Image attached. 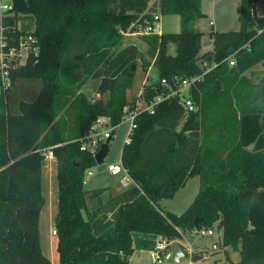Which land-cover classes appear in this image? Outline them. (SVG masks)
I'll return each instance as SVG.
<instances>
[{
	"label": "trees",
	"instance_id": "trees-1",
	"mask_svg": "<svg viewBox=\"0 0 264 264\" xmlns=\"http://www.w3.org/2000/svg\"><path fill=\"white\" fill-rule=\"evenodd\" d=\"M12 1L16 16L5 18V25L21 21L22 33H33L41 51L13 70L12 89L0 102V264H52L39 229L46 161L40 150L51 147L59 264H129L135 251L155 252L159 239L181 241L196 219L198 228L221 231L222 246L240 252L235 264H264V70L256 81L245 76L258 65L264 69L259 0H241L240 29L214 32L213 52L201 57L203 33L194 24L205 17L202 0ZM159 14L179 16L181 31L145 36L147 55L136 44L123 46L127 33L154 25ZM147 57L155 59L159 81L145 86L146 104L170 93L162 80L202 75L208 66L201 60L216 67L189 90L193 112L178 96L138 116L121 156L136 185L107 203L102 213L114 224L95 237L91 224L98 213L90 208L85 183L97 163L81 150L82 139L99 118L116 128L135 109L128 90L139 61L148 69ZM98 80L100 98L90 101L80 91ZM29 88L36 93L30 96ZM68 99L76 111L72 129L64 117ZM194 177L200 191L185 212L160 207ZM201 259L200 253L192 258Z\"/></svg>",
	"mask_w": 264,
	"mask_h": 264
},
{
	"label": "rangeland",
	"instance_id": "rangeland-1",
	"mask_svg": "<svg viewBox=\"0 0 264 264\" xmlns=\"http://www.w3.org/2000/svg\"><path fill=\"white\" fill-rule=\"evenodd\" d=\"M158 0H152L153 2H157ZM203 7L205 12H208V15L204 18L198 20L194 27L198 31H202L203 34V48L201 54H205L208 51L212 50V34L214 32H230V31H238L240 29L239 25V15H240V0H202ZM256 13L259 16H264V0H259L256 4ZM160 15V26L161 30L164 33H179L181 31V19L179 16H163ZM215 21V26H210V21ZM146 28L138 27L135 33H127L125 35L124 45L128 44H138L139 48L142 51H147L148 47L143 46V40L145 36H149L145 34ZM123 45V46H124ZM170 53L172 55H176V47L173 44ZM148 54V52H147ZM149 62H151L150 57L147 58ZM143 67V63L139 61L138 68ZM263 66L258 65L254 70L253 74L249 76V72L245 74L247 78L252 81H256V77L260 76L263 72ZM151 80L157 76L156 68L152 69ZM251 73V72H250ZM145 78V71L142 68L139 69L137 75L134 79V83L131 89L128 90V99L133 103L139 101L140 104H144L142 97L140 98L139 93L141 88L143 87V81ZM147 80L145 81V83ZM99 84V80L92 82L90 81L87 85H85L80 92L86 94L87 98L90 101H95L100 98V96L96 93V86ZM20 90H24V85L21 86ZM30 89V96L31 94L34 95L36 90ZM106 99V97H104ZM68 105L66 106V112L64 117H66L68 121V127L72 129L75 127L76 122V111L72 102L73 99H68ZM130 122L125 117L121 124L113 129V138L109 143V154L105 159L103 165H97L93 169V175L86 176V190L90 189L94 186H108L113 179L104 171L108 170V165L121 164V155L124 146L126 145L127 141L129 140V129H130ZM112 130V126L107 123L103 128H98L99 132L102 131H109ZM118 179L121 178L122 175L117 176ZM122 183V181H120ZM119 182V183H120ZM197 182V183H196ZM197 184L194 186V184ZM123 184V183H122ZM121 184V185H122ZM197 186V187H196ZM199 192V178L190 179L189 183L186 187L179 191L178 194L173 199L164 200L162 202L163 207L170 206L176 213H183L187 210L189 205L194 201L196 195ZM42 193L45 198V205L42 209L41 216H40V240H41V247L42 251L45 256H47L52 264H59V257L57 253V236L53 234L55 230V218L59 211V193H58V184H57V169L55 161H45L43 164L42 170ZM169 209V208H168ZM86 216V214H85ZM87 218V217H86ZM214 229V228H213ZM187 236V240L193 246V249L199 251L200 249H206L204 252V256L201 260L194 262L190 259L189 256H185L180 260L178 264H215V260H219V264H230L228 259L226 258L225 252H221L222 247L219 237H204L199 238L193 236L192 233L187 232L185 234ZM179 242V241H177ZM203 243V244H200ZM216 244L218 249L216 251H220L219 253H214L212 251V246ZM142 257L144 258L143 264H170L168 256H164L161 259V262H158L156 253L152 252H145ZM231 258L235 262H239L241 260V255L239 251L231 250Z\"/></svg>",
	"mask_w": 264,
	"mask_h": 264
},
{
	"label": "built area",
	"instance_id": "built-area-1",
	"mask_svg": "<svg viewBox=\"0 0 264 264\" xmlns=\"http://www.w3.org/2000/svg\"><path fill=\"white\" fill-rule=\"evenodd\" d=\"M16 14L14 12V4L12 0H0V102L3 99L6 101L11 89H12V72L14 69L23 66L27 63V61L31 57H38L41 51L39 41L37 37L33 33H22L21 21L20 25L17 26H9L5 25V18L7 17H15ZM18 17H25V15H17ZM214 25L213 22L210 23ZM17 27V31H16ZM146 35H161L162 30L160 26V16L155 17L154 25H149L145 30ZM262 30L260 31V33ZM231 66L235 65V61L233 58L230 60ZM216 67V66H215ZM209 71H205L202 75L191 77L182 80L177 83L175 80V88L172 89L169 81L162 80V85L168 86L170 88V93L167 95H162L156 97L149 104H140V102L136 103V107L133 111L128 112L125 117L131 123L129 129V140L130 135L133 130L137 127L136 119L142 112H149L151 114L154 113L155 109L159 104L166 100H170L172 98H176L178 96L181 97V103L185 107V110L188 113H191L195 110V105L190 98L189 90L192 86L201 82L203 76ZM124 117V118H125ZM109 120L107 118H99L95 124L92 126L89 135L82 139V151L89 150L91 154L95 157L96 154L100 151L101 146L112 136L113 129L109 131L99 132L98 128H103ZM57 147V146H55ZM53 148H45L40 150L41 154L45 157L46 161H55ZM108 171L112 174L119 175L123 174L122 183L127 185H136L135 182L131 179L128 174V171L124 168L122 164L120 165H110L108 166ZM88 174L91 175L92 171L89 170ZM87 182V181H86ZM86 184V183H85ZM193 236L204 238V237H213L215 235L214 229H205V228H195L191 231ZM54 235L57 233L54 231ZM177 241H168L166 239H159L155 253L157 256L158 262H161V259L164 256L168 255V252L172 251L174 243ZM218 249V246L214 244L212 246V251L215 252ZM170 250V251H169ZM185 256H189L190 259L193 258V255L196 253L192 246L187 244L185 248ZM202 258L204 253H200Z\"/></svg>",
	"mask_w": 264,
	"mask_h": 264
},
{
	"label": "crops",
	"instance_id": "crops-1",
	"mask_svg": "<svg viewBox=\"0 0 264 264\" xmlns=\"http://www.w3.org/2000/svg\"><path fill=\"white\" fill-rule=\"evenodd\" d=\"M240 9H241V0H240ZM202 11H203V13H204V16H207L208 15V12L206 11L205 12V9H204V7H203V4H202ZM161 19V18H160ZM211 22H213L214 23V25H211L210 23ZM210 26L211 27H214L215 26V21H213V20H211L210 21ZM195 25V24H194ZM239 25H240V23H239ZM195 28V27H194ZM196 29V28H195ZM201 33H203V34H205L204 32H202V31H200ZM219 33H222V32H219ZM162 34H164V32L162 31ZM211 41H212V46H213V38L211 39ZM202 43H203V38H202ZM129 45V44H128ZM138 45V44H137ZM172 45L173 44H171L170 46H169V54H171L170 53V51H171V48H172ZM126 45H124V47H125ZM143 46L144 47H148V45H146L145 43H143ZM175 47H176V45H175ZM202 48H203V44H202ZM214 48V47H213ZM213 48H212V50H210V51H208L207 53H205V54H208V53H211V52H213ZM149 49V48H148ZM145 55H147V52H148V50L145 52V51H142ZM176 52H177V48H176ZM201 52H202V50H201ZM201 52H200V57L201 56H203V55H205V54H201ZM172 55V54H171ZM174 56V55H173ZM148 58V57H147ZM201 63H202V65L204 66V67H206V66H208L207 67V71H211L212 69H214L215 68V66H216V64L215 63H209V62H207V61H205V60H201L200 61ZM140 68H142L143 69V67H139L138 68V70H137V72L139 71V69ZM153 68H156V66H155V59H152L151 60V62H150V65H149V67H148V69L147 70H144L143 69V71H145V78H144V81H143V87L141 88V90H140V93H139V97L141 98L142 97V93H143V90H144V88H145V86H148V85H150V84H153V83H155V82H158L159 81V72H158V70H157V68H156V71H157V76H156V78L154 79V81H152L151 80V83H149V80H150V78H151V73L150 72H152V69ZM252 73H250L249 72V76L248 77H250V75H251ZM136 75H137V73H136ZM147 80V82L145 83V81ZM128 97H129V95H128ZM130 102H132V101H130ZM139 101H137V102H135V103H138ZM181 128V126L179 127V129ZM112 138H113V132H112ZM122 156V155H121ZM121 164H122V162H121ZM111 164H109L108 166H110ZM94 169V168H93ZM93 169H91V171H92V174L91 175H93ZM105 173H107L109 176H111L112 177V179H113V182H111L110 183V185H108V186H106V185H102V186H99V187H97V186H94V187H91L90 189H88L87 191H88V193H89V195H88V202H89V205H90V201H91V197L94 195V194H96V193H98V192H106V193H108L109 194V196H110V201H111V199H113L114 197H116L117 195H120V194H122V193H124L125 192V190H126V188L127 187H130V186H133L132 184H130V185H127V186H125L124 184H122L120 181H123V177H124V175L123 174H119V175H122V180H121V178L120 179H118V175H115V174H112V173H110L108 170L107 171H104ZM129 174V173H128ZM89 175V174H88ZM195 178H199V177H194V179ZM191 179H193V178H191ZM189 181H190V179L188 180V182H187V184L189 183ZM120 182V183H119ZM88 183V182H87ZM197 183V182H196ZM194 184V186L195 185H197V184ZM122 184V185H121ZM186 184V185H187ZM87 186V185H86ZM186 187V186H185ZM184 187V188H185ZM197 187V186H196ZM184 188H182L181 190H183ZM180 190V191H181ZM199 191H200V178H199ZM178 193H179V191H178ZM177 193V194H178ZM199 193V192H198ZM198 195V194H197ZM196 195V196H197ZM176 196V195H175ZM196 198V197H195ZM195 200V199H194ZM109 201V202H110ZM164 201V200H163ZM163 201H161L160 202V207L163 209V210H166V211H169V212H172V213H174V214H182V213H176V212H174V211H171L172 209H170L171 207L169 206H165V207H163V205H162V202ZM193 203V202H192ZM191 203V204H192ZM190 204V205H191ZM107 204H105L104 206H103V208H102V210H103V212L105 211V206H106ZM189 205V206H190ZM90 208H91V206H90ZM169 208V209H168ZM188 209V208H187ZM92 210V209H91ZM185 212V211H184ZM109 217L111 218V215L109 214ZM214 232H215V235L213 236V237H216V236H218L219 237V241H220V243H222V239H223V234H222V232L221 231H218L217 229H214ZM191 233V232H190ZM186 234V233H185ZM185 234H183V239L181 240V241H179L178 243H179V245L182 247V250H183V252H185V248H186V246H187V244H189V245H191V243L189 242V240H187V236L185 235ZM200 244H203V243H200ZM192 246V245H191ZM221 247H222V250H221V252H225V255H226V258L228 259V261L230 262V264H235V263H238V262H235V261H233L232 260V258H231V248L230 247H224V246H222V244H221ZM192 248H193V246H192ZM194 250V249H193ZM205 250L206 249H200L199 251H195L196 253H204L205 252ZM145 252H147V251H135L134 252V254L132 255V257L130 258V260H129V264H143V260H144V258L142 257V255L145 253ZM149 252H152V251H149ZM219 253L220 251H215L214 253ZM155 253V252H154ZM171 254H172V251H170V252H168V257H170L171 256ZM185 254V253H184ZM50 260V259H49ZM218 261L219 260H215V264H219L218 263Z\"/></svg>",
	"mask_w": 264,
	"mask_h": 264
},
{
	"label": "water",
	"instance_id": "water-1",
	"mask_svg": "<svg viewBox=\"0 0 264 264\" xmlns=\"http://www.w3.org/2000/svg\"><path fill=\"white\" fill-rule=\"evenodd\" d=\"M170 86L172 89L175 88V81L170 80ZM109 154V140H107L102 146L100 151L95 156V161L97 165H103L106 157ZM110 201V196L106 192H98L91 197L90 206L92 211L98 213V217L92 222L91 227L95 237L101 236L105 231L111 228L114 224L112 218L108 214L102 213V208L105 204ZM199 227V219L195 221V228ZM185 254L182 247L178 242L173 245L172 254L169 258L170 264H178Z\"/></svg>",
	"mask_w": 264,
	"mask_h": 264
},
{
	"label": "bare ground",
	"instance_id": "bare-ground-1",
	"mask_svg": "<svg viewBox=\"0 0 264 264\" xmlns=\"http://www.w3.org/2000/svg\"><path fill=\"white\" fill-rule=\"evenodd\" d=\"M170 83V82H169Z\"/></svg>",
	"mask_w": 264,
	"mask_h": 264
}]
</instances>
